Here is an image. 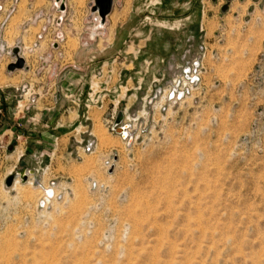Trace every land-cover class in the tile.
<instances>
[{"label": "rangeland", "instance_id": "1", "mask_svg": "<svg viewBox=\"0 0 264 264\" xmlns=\"http://www.w3.org/2000/svg\"><path fill=\"white\" fill-rule=\"evenodd\" d=\"M120 1L110 62L52 64L6 30L1 70L16 46L25 66L0 84L56 118L39 152L0 151V264H264V0Z\"/></svg>", "mask_w": 264, "mask_h": 264}, {"label": "crops", "instance_id": "2", "mask_svg": "<svg viewBox=\"0 0 264 264\" xmlns=\"http://www.w3.org/2000/svg\"><path fill=\"white\" fill-rule=\"evenodd\" d=\"M61 2L65 6L64 9L55 12L51 9L52 2L50 0H31L30 6H28L27 0L20 1L17 14L0 32V79L3 77L12 78L15 74V71L7 70L9 62H5V69L1 70L5 61V52L7 47H10L6 30L12 19L15 18L17 21L12 29L19 33L14 36V40H22L23 30H30L32 39L37 41V36L47 21L46 18L33 20L39 10L51 14V17L47 32L38 41V57L47 59L45 61L49 60L52 64L110 62L114 58H119L120 45L122 46L127 42L126 46L130 47L127 41L128 34L121 33L128 30L125 27L126 22L121 24L118 22V16L122 11H117L118 0H114L113 9L104 21L98 18L97 12L92 11L94 0H62ZM123 2L121 0L119 4L124 6ZM132 11L133 3L128 8L127 13ZM61 15L63 19L59 22L57 18ZM28 18L31 19L30 25L28 28H24L23 23L26 21L24 19ZM98 29L104 31L96 32ZM57 33L62 34L61 40L56 38ZM52 43H54L53 46H51ZM93 48H97L98 52L93 54ZM19 91L20 85L18 84L10 82L0 84V151L7 154L10 150L11 155L16 154L18 160L24 155L18 150L20 146L24 145L25 149H34L37 152H39V148H44V140L36 138L42 137L43 139L46 131L40 132L38 128L44 126L49 128L54 125L56 118L54 104L41 110L42 108L39 107L40 97H35L33 104L27 103L25 100L26 107L24 109L18 108ZM27 105L30 106L27 107ZM48 117L49 119L44 123Z\"/></svg>", "mask_w": 264, "mask_h": 264}, {"label": "water", "instance_id": "3", "mask_svg": "<svg viewBox=\"0 0 264 264\" xmlns=\"http://www.w3.org/2000/svg\"><path fill=\"white\" fill-rule=\"evenodd\" d=\"M114 0H94L92 5V11L97 12L102 21L105 20L106 16L109 15L113 9ZM64 4H61V9H64ZM14 56L16 60L8 65L7 69L9 71H13L16 69H21L25 66V59L19 54L18 48L13 50ZM124 120V114L120 111L115 120V130L117 133L121 134L123 138H129V142H131L132 137L126 130V126L122 125ZM27 175L23 176L22 179L25 181L27 179ZM15 180V174H11L6 179V186L10 187Z\"/></svg>", "mask_w": 264, "mask_h": 264}, {"label": "built area", "instance_id": "4", "mask_svg": "<svg viewBox=\"0 0 264 264\" xmlns=\"http://www.w3.org/2000/svg\"><path fill=\"white\" fill-rule=\"evenodd\" d=\"M8 0H0V12H2L3 14H4V16H5V20H4V22L2 23V25L3 24H5L6 22H7V19H9L10 17H11V15L13 14V12H15V10H16V7H17V5L19 4V2H20V0H10V6H9V8H7V4H6V2H7ZM52 3H51V9L53 10V11H58V10H60L61 9V4H62V0H50ZM51 17V14H46L45 13V11H43V10H39L38 12H37V14L34 16V18H33V20L34 21H36L37 19H40V18H46V23L42 26V28H41V32L38 34V39H42L43 38V34H45L46 32H47V30H48V26H49V24H50V20H49V18ZM100 18V17H99ZM57 19H59V22L63 19V16L61 15V16H59ZM101 19V18H100ZM54 21H55V19H53ZM29 21H31V19L29 20ZM56 38L57 39H62V34L61 33H57L56 34ZM37 45V44H36ZM54 45V43H52V45L51 46H53ZM16 48H18V50H19V54H20V47H18V46H16ZM8 54H10L11 55V52H8ZM198 64V62H196L194 65H197ZM184 73L185 74H187L188 75V77H189V80H190V83H194V82H196V81H198L199 80V78H198V75H196L195 73H193L192 71H191V67H187V68H185L184 69ZM174 94V93H173ZM182 94L183 93H178V97L180 98L181 96H182ZM18 106H20V105H18ZM116 114V113H115ZM118 115V114H117ZM115 117H117L116 115H114V117H113V120L115 119L116 120V118ZM124 121V120H123ZM115 123V122H114ZM123 123V122H122ZM122 125H125L126 126V130H127V132L129 133V135L131 136V133H130V131L128 130L129 128V125L128 124H122Z\"/></svg>", "mask_w": 264, "mask_h": 264}, {"label": "bare ground", "instance_id": "5", "mask_svg": "<svg viewBox=\"0 0 264 264\" xmlns=\"http://www.w3.org/2000/svg\"><path fill=\"white\" fill-rule=\"evenodd\" d=\"M98 18H99V16H98ZM100 19V18H99ZM20 175H21V177H23V176H25V175H27V173H26V171H23V172H20ZM18 182H19V179H18V177L15 179V186H16V183L18 184ZM50 193V192H49Z\"/></svg>", "mask_w": 264, "mask_h": 264}]
</instances>
